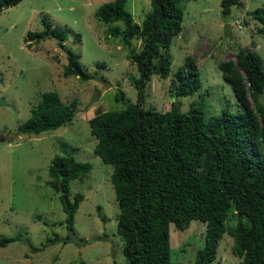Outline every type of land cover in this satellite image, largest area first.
Returning a JSON list of instances; mask_svg holds the SVG:
<instances>
[{
	"label": "rangeland",
	"instance_id": "1",
	"mask_svg": "<svg viewBox=\"0 0 264 264\" xmlns=\"http://www.w3.org/2000/svg\"><path fill=\"white\" fill-rule=\"evenodd\" d=\"M103 1L21 0L0 11V98L4 100L0 104V238L19 236L0 245V264H127L123 240L116 230L119 205L110 179L112 165L94 151L96 137L88 119L99 111L135 102L138 90L132 80L138 71L120 37L108 35L96 16ZM220 1H181L183 21L169 47L170 72L166 77L151 74L140 100L144 107L167 110L176 102L179 110L186 111L195 103L206 118L222 110H243L218 63L234 60L239 47L253 49L264 59V36L248 13L264 0H238L228 14L222 13ZM126 6L138 22L151 7L150 0H127ZM43 14L52 26L68 25L79 32L68 33L63 43L80 54L91 78L64 75L66 50L56 37L26 39L29 30L43 29ZM116 23L123 25L122 21ZM225 23L230 25L228 35ZM140 42L134 38L133 47L139 48ZM187 55L193 57L202 85L192 94L174 95L170 81ZM46 90H57L64 102L78 100L72 120L39 133L17 132ZM119 91L124 97L117 100ZM259 100L264 104V91ZM55 153L71 154L91 164L87 174L69 182L70 197L76 191L84 197L74 213V232L68 242L61 239L68 229L59 191L49 184L48 167ZM235 223L236 211L231 206L225 224ZM205 227L200 219H191L185 228L169 223L172 264H194L195 251L204 243ZM48 236L60 239L38 249ZM80 238L88 241L80 243ZM233 242L224 232L210 264H240L241 258L231 251Z\"/></svg>",
	"mask_w": 264,
	"mask_h": 264
},
{
	"label": "trees",
	"instance_id": "2",
	"mask_svg": "<svg viewBox=\"0 0 264 264\" xmlns=\"http://www.w3.org/2000/svg\"><path fill=\"white\" fill-rule=\"evenodd\" d=\"M19 1L0 0V11ZM181 1L150 0L151 7L140 22L127 8V0H105L95 10L108 35L120 37L128 48L138 71L132 80L138 90L135 102L99 111L88 119L96 137L94 151L112 165L110 179L119 205L116 230L123 240L122 251L127 264H172L169 223L185 228L191 219H200L206 223L204 243L195 251L194 264L211 263L224 232L233 237L231 251L241 258L240 264H264V104L259 100L264 91L263 57L253 49L239 47L234 60L218 63L243 106L241 111L222 110L206 118L195 103L181 111L176 102L167 110H158L144 107L140 101L152 73L166 77L170 72L169 47L183 21ZM237 2L221 0L222 13L228 14ZM248 13L264 36V4ZM41 23L43 29L29 30L26 39L56 37L66 50L64 75L91 78L80 54L63 43L68 33L79 32L68 25L52 26L45 14ZM134 38L141 40L137 49L132 44ZM201 85L199 69L187 55L174 71L170 91L189 95ZM115 97L123 99L124 94L119 91ZM77 110V99L64 102L57 90L43 91L17 132L55 129L70 122ZM90 168V162L76 160L71 154L55 153L51 158L49 184L59 191L66 214L64 242L74 232V213L84 197L81 191L70 197L69 182ZM231 206L236 223L227 226ZM18 238L3 235L0 245ZM59 239L48 236L38 249Z\"/></svg>",
	"mask_w": 264,
	"mask_h": 264
},
{
	"label": "water",
	"instance_id": "3",
	"mask_svg": "<svg viewBox=\"0 0 264 264\" xmlns=\"http://www.w3.org/2000/svg\"><path fill=\"white\" fill-rule=\"evenodd\" d=\"M224 33L227 35L231 33L229 23L224 24ZM3 101H4L3 98H0V104L3 103Z\"/></svg>",
	"mask_w": 264,
	"mask_h": 264
},
{
	"label": "built area",
	"instance_id": "4",
	"mask_svg": "<svg viewBox=\"0 0 264 264\" xmlns=\"http://www.w3.org/2000/svg\"><path fill=\"white\" fill-rule=\"evenodd\" d=\"M238 27L241 28V26L239 25V23H238Z\"/></svg>",
	"mask_w": 264,
	"mask_h": 264
}]
</instances>
